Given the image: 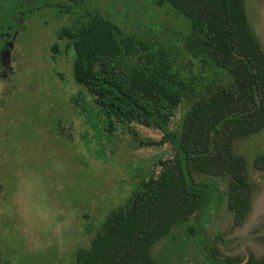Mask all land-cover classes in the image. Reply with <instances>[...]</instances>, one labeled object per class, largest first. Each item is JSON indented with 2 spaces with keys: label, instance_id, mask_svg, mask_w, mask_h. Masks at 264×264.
<instances>
[{
  "label": "trees",
  "instance_id": "1",
  "mask_svg": "<svg viewBox=\"0 0 264 264\" xmlns=\"http://www.w3.org/2000/svg\"><path fill=\"white\" fill-rule=\"evenodd\" d=\"M153 2L189 21L182 45L194 71L183 72L169 50L153 48L99 12L80 9L77 1L0 0V47L6 34L16 40L20 26L44 9L69 16L56 36L71 53V77L80 90L71 101L85 125L92 129V113L95 127L102 124L111 134L126 126L135 140L132 124L153 127L161 138L138 140V146L168 144L173 152L154 163L157 171L149 169L147 177L138 178L89 246L77 249L75 264H157L154 246L198 219L211 202L212 185L196 176L226 179L234 227L242 226L251 210L246 161L233 146L264 130V50L247 20L245 0ZM183 104L186 110L175 119ZM61 122L58 117L48 122V131L62 129ZM253 166L264 172V154ZM207 243L211 264H264V255L252 253L246 259H217L212 242Z\"/></svg>",
  "mask_w": 264,
  "mask_h": 264
},
{
  "label": "rangeland",
  "instance_id": "2",
  "mask_svg": "<svg viewBox=\"0 0 264 264\" xmlns=\"http://www.w3.org/2000/svg\"><path fill=\"white\" fill-rule=\"evenodd\" d=\"M42 1H77L80 9L99 12L153 48L169 50L183 72L195 70L182 45L189 21L156 7L153 0ZM245 11L264 50V0H245ZM69 21L53 9L30 17L16 35L11 70L0 79V264H75L77 249L89 246L138 178L147 177L149 169L157 171L154 163L173 155L168 144L138 146V140L160 139L156 128L132 124L135 140L126 126L110 134L102 124L95 127L92 113V129L76 114L71 99L80 90L71 77V53L56 36ZM186 107H179L175 119ZM57 117L68 131L64 135L48 131L47 123ZM233 152L245 159L253 189L244 224L233 226L226 179L196 176L212 185L211 202L198 219L173 229L172 238L154 246L157 264H211L204 250L208 241L217 259L264 255V172L253 166L264 154V130L237 140Z\"/></svg>",
  "mask_w": 264,
  "mask_h": 264
},
{
  "label": "flooded vegetation",
  "instance_id": "3",
  "mask_svg": "<svg viewBox=\"0 0 264 264\" xmlns=\"http://www.w3.org/2000/svg\"><path fill=\"white\" fill-rule=\"evenodd\" d=\"M17 35V32L15 33ZM6 39L4 41L3 47H0V79H4L8 75V71L11 70L10 64H11V53L16 47L15 45V39L12 38V35L6 34ZM16 38V37H15ZM42 123V120H40ZM64 129L56 130L60 134L62 132V135H64ZM68 131H65L67 133ZM69 134L68 137L69 138Z\"/></svg>",
  "mask_w": 264,
  "mask_h": 264
}]
</instances>
